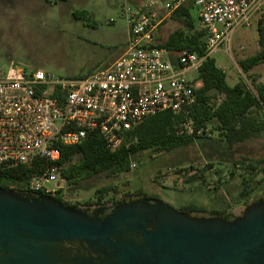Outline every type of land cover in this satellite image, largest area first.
<instances>
[{
	"label": "built area",
	"instance_id": "2783aa9c",
	"mask_svg": "<svg viewBox=\"0 0 264 264\" xmlns=\"http://www.w3.org/2000/svg\"><path fill=\"white\" fill-rule=\"evenodd\" d=\"M190 1L149 0L131 11L126 50L103 71L80 80L54 78L41 70L0 79V167L44 161L25 191L55 196L66 186L56 164L58 146L78 145L96 130L115 151L124 133L152 116L166 111L188 115L201 86L189 75L223 46L229 50L237 27L264 15V0H192L205 55L156 47L159 26Z\"/></svg>",
	"mask_w": 264,
	"mask_h": 264
},
{
	"label": "rangeland",
	"instance_id": "374dc122",
	"mask_svg": "<svg viewBox=\"0 0 264 264\" xmlns=\"http://www.w3.org/2000/svg\"><path fill=\"white\" fill-rule=\"evenodd\" d=\"M148 1L0 0V79H17L34 70L61 79H80L103 71L126 50L128 14ZM197 14L193 6L190 15L196 19ZM258 19L255 16L249 26L237 27L229 50L223 46L212 55L215 65L226 73L229 85L241 78L252 91L237 62L258 50ZM161 26L158 37L163 42L177 24L167 21ZM251 73L257 75V82L264 83V65ZM189 77L197 78V73ZM211 137L216 138L214 134ZM240 150L251 158L264 156V133ZM77 160L75 157L72 162ZM230 161L231 155L223 143L195 140L193 146L170 153L143 152L132 161L135 167L128 173L102 183L116 187L112 202L140 191L175 210L195 207L205 217L211 211L237 217L245 206L237 196L240 172L229 176ZM180 178L182 184H178ZM46 185L52 187L54 183ZM93 191L86 184L65 186L63 199L79 208L88 207L85 202L92 201ZM260 199H264V182L256 185L250 196L253 202Z\"/></svg>",
	"mask_w": 264,
	"mask_h": 264
},
{
	"label": "water",
	"instance_id": "95a60500",
	"mask_svg": "<svg viewBox=\"0 0 264 264\" xmlns=\"http://www.w3.org/2000/svg\"><path fill=\"white\" fill-rule=\"evenodd\" d=\"M107 208L0 188V264H264L263 199L231 220L148 197Z\"/></svg>",
	"mask_w": 264,
	"mask_h": 264
},
{
	"label": "trees",
	"instance_id": "16d2710c",
	"mask_svg": "<svg viewBox=\"0 0 264 264\" xmlns=\"http://www.w3.org/2000/svg\"><path fill=\"white\" fill-rule=\"evenodd\" d=\"M193 6L191 0L164 22L172 21L177 24V28L165 41L156 42V47L172 53L187 51L200 57L205 55L204 33L197 27L198 17L195 19L190 15ZM256 31L257 52L237 62L254 92L241 78L234 85H229L226 73L215 65L212 57H207L197 72L201 86L195 91L196 102L188 115L166 111L152 116L132 131L124 133L122 144L115 151L108 148L96 130L89 132L78 145L58 146L60 157L56 164L59 176L66 181V186L86 184L92 187L93 199L85 202L86 206L104 207L112 202L117 189L111 183H102L103 180H114L119 175L128 173L130 164L141 153H170L193 146L195 140H214L223 143L231 155L229 176L233 177L236 172H240L238 200L244 206L253 202L250 201V196L254 187L264 182V156L251 158L248 153L239 152L241 146L260 138L264 133V83L257 82V75L251 73L254 68L264 65V15L258 19ZM211 134L216 138L213 139ZM75 157L78 160L72 162ZM43 166L44 161L38 159L30 165L0 167V188L29 194L25 187L40 173ZM98 179L100 181L95 184ZM63 193L64 190L58 191L55 196L48 197L59 205L78 208L77 205L64 201ZM40 195L43 194H36ZM144 197L147 196L137 191L135 196L113 203ZM179 211L202 216V211L195 207H184ZM214 216H222L227 220L235 218L214 211L207 217Z\"/></svg>",
	"mask_w": 264,
	"mask_h": 264
},
{
	"label": "crops",
	"instance_id": "0c3cea01",
	"mask_svg": "<svg viewBox=\"0 0 264 264\" xmlns=\"http://www.w3.org/2000/svg\"><path fill=\"white\" fill-rule=\"evenodd\" d=\"M161 25H163V24H161ZM159 26V28H158V31H157V33H156V35H155V39H156V42H162V41H160V39H159V37H158V34H159V31H160V28L162 27V26ZM184 191V190H183ZM181 193V192H180ZM183 193V192H182Z\"/></svg>",
	"mask_w": 264,
	"mask_h": 264
},
{
	"label": "flooded vegetation",
	"instance_id": "af4514ba",
	"mask_svg": "<svg viewBox=\"0 0 264 264\" xmlns=\"http://www.w3.org/2000/svg\"><path fill=\"white\" fill-rule=\"evenodd\" d=\"M264 200V199H263ZM127 201V200H126ZM110 206L105 210V213H107L109 211V208L111 207L112 204L108 203ZM107 204V205H108ZM86 209L87 208H90V207H85ZM77 248V246H74V249ZM74 252V251H73Z\"/></svg>",
	"mask_w": 264,
	"mask_h": 264
}]
</instances>
